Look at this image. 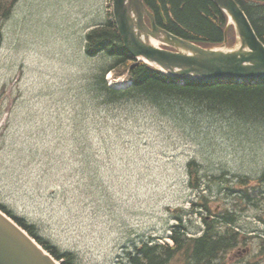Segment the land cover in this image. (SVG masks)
Masks as SVG:
<instances>
[{"label":"rangeland","instance_id":"1","mask_svg":"<svg viewBox=\"0 0 264 264\" xmlns=\"http://www.w3.org/2000/svg\"><path fill=\"white\" fill-rule=\"evenodd\" d=\"M10 1L0 45V205L76 264H115L124 245L168 234L182 213L199 234L193 200L237 210L244 228L264 229V205H235L229 190L235 176L249 175L264 193L256 180L263 157L242 154L234 126L91 97L102 61L86 58L81 44L86 28L105 19L103 2ZM190 160L202 192L190 186ZM248 237L225 264H264L260 238Z\"/></svg>","mask_w":264,"mask_h":264},{"label":"trees","instance_id":"2","mask_svg":"<svg viewBox=\"0 0 264 264\" xmlns=\"http://www.w3.org/2000/svg\"><path fill=\"white\" fill-rule=\"evenodd\" d=\"M153 11L156 23L172 33L208 46L223 40L226 17L211 0H143ZM248 16L258 38L264 44V0H236ZM10 0H0V43L2 23L9 16ZM105 23L94 26L85 34L84 51L89 56L104 54L109 61L100 69L88 86L93 99L104 104L147 105L170 114H192L195 118L215 115L222 125H232L241 136L244 145L242 154L252 150L264 161V78L258 80H193L185 77H170L151 65L137 60L124 47L111 12ZM165 18V21L163 19ZM231 30L229 36L232 37ZM108 70L115 75L127 74L130 84L122 88L107 85L104 76ZM195 161L188 163L190 186L200 188L201 179L197 176ZM249 175H237L238 187L229 189L237 197L235 205L241 202L264 205V193L250 186ZM264 180V174L257 179ZM199 199H203L199 195ZM197 207L204 228L202 233L189 236L181 216L172 226L168 236L172 244L157 240L142 239L125 250L115 264H225L222 256L242 242L239 234L244 231L238 225L237 210L225 208L222 214L205 202L192 201ZM0 207L12 215L5 207ZM208 214L214 218H208ZM14 217L30 235L63 264H76L71 252H61L45 241L33 224L25 219ZM221 222L229 227H224ZM231 225V226H230ZM264 252V242L260 245Z\"/></svg>","mask_w":264,"mask_h":264},{"label":"water","instance_id":"3","mask_svg":"<svg viewBox=\"0 0 264 264\" xmlns=\"http://www.w3.org/2000/svg\"><path fill=\"white\" fill-rule=\"evenodd\" d=\"M233 23L236 43L204 48L158 26L143 0H112L114 21L125 48L172 77L210 80L264 77V44L235 0H212ZM145 16L150 20L148 25ZM159 44L172 47L162 48ZM0 264H57L20 226L0 211Z\"/></svg>","mask_w":264,"mask_h":264},{"label":"bare ground","instance_id":"4","mask_svg":"<svg viewBox=\"0 0 264 264\" xmlns=\"http://www.w3.org/2000/svg\"><path fill=\"white\" fill-rule=\"evenodd\" d=\"M195 43V42H194ZM195 44H197V43H195Z\"/></svg>","mask_w":264,"mask_h":264}]
</instances>
